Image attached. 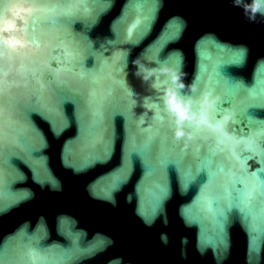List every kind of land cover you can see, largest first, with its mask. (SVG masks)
<instances>
[{
  "label": "water",
  "instance_id": "95a60500",
  "mask_svg": "<svg viewBox=\"0 0 264 264\" xmlns=\"http://www.w3.org/2000/svg\"><path fill=\"white\" fill-rule=\"evenodd\" d=\"M37 3L28 49L0 42V264L27 248L56 264H264V18L233 0ZM137 57L160 92L163 68L197 87L187 150Z\"/></svg>",
  "mask_w": 264,
  "mask_h": 264
},
{
  "label": "clouds",
  "instance_id": "9594fccd",
  "mask_svg": "<svg viewBox=\"0 0 264 264\" xmlns=\"http://www.w3.org/2000/svg\"><path fill=\"white\" fill-rule=\"evenodd\" d=\"M38 7L42 5H39L37 0H6L4 6L0 7V42L9 53L18 55L28 49L25 30ZM233 7L241 8L250 21H255L257 15L264 18V0H233ZM131 68L133 77L140 79L142 83H149L153 93L161 96L162 107L172 125L171 140L183 141L182 150H187L194 135L192 131L186 130V126L197 132L204 130L201 124L203 109L198 110L196 107L197 87L186 84L182 73L163 68L158 74L161 77L170 76L171 86L165 85L160 92L150 83L154 81L157 73L146 67L139 57L131 61ZM14 264H56V257L44 248L19 249L14 253Z\"/></svg>",
  "mask_w": 264,
  "mask_h": 264
},
{
  "label": "snow or ice",
  "instance_id": "6c2138e0",
  "mask_svg": "<svg viewBox=\"0 0 264 264\" xmlns=\"http://www.w3.org/2000/svg\"><path fill=\"white\" fill-rule=\"evenodd\" d=\"M0 78H2V72H0ZM249 98L251 99L252 97L250 96ZM261 99L264 100V97H261ZM260 191L262 194H264V186L260 188ZM251 194H252V190L249 191L248 195L251 196Z\"/></svg>",
  "mask_w": 264,
  "mask_h": 264
}]
</instances>
